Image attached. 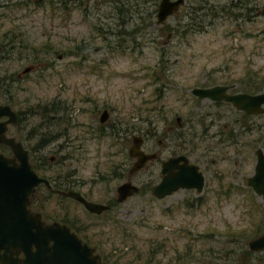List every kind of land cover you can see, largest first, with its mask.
I'll use <instances>...</instances> for the list:
<instances>
[{
  "label": "rangeland",
  "instance_id": "rangeland-1",
  "mask_svg": "<svg viewBox=\"0 0 264 264\" xmlns=\"http://www.w3.org/2000/svg\"><path fill=\"white\" fill-rule=\"evenodd\" d=\"M73 1L51 0L50 10V0H0V37L16 32L23 41V57L10 56L0 66L17 70L51 52L44 57L51 75L17 93L30 109V124L39 122L40 137L46 136L40 152L45 158L64 161L66 121L81 98L89 99L87 107L104 102L114 120L131 113L135 135L141 136L152 120L147 108L163 107L168 117L180 108L176 92L182 83L188 88L206 77L264 90V0H243L239 6L231 0H184L160 25L154 24L158 0H88L99 3L91 13L86 0ZM111 22L116 26L106 32ZM155 125L159 130L157 117ZM113 139L103 138L96 151L105 157L117 149L122 158L125 150L111 144ZM251 166L252 161L248 175ZM136 178L146 175L142 171ZM252 197L205 200L194 208L190 200L151 199L140 191L120 203L118 214L103 226L111 243L94 250L104 264H244L240 249L264 230V197Z\"/></svg>",
  "mask_w": 264,
  "mask_h": 264
},
{
  "label": "flooded vegetation",
  "instance_id": "flooded-vegetation-1",
  "mask_svg": "<svg viewBox=\"0 0 264 264\" xmlns=\"http://www.w3.org/2000/svg\"><path fill=\"white\" fill-rule=\"evenodd\" d=\"M72 1L64 0L67 3ZM86 1V10L89 13L99 4L96 1ZM231 2L236 6L245 4L243 0ZM72 6L73 3L69 5V9ZM49 7L51 10V0ZM155 14V25L165 21L157 23ZM111 24L112 28H105L106 32L116 26L115 22ZM169 36L170 33L167 32L164 44L168 43ZM22 44L18 33L2 34L0 61L10 56L15 59L22 58ZM30 51L33 52V49ZM50 54L47 50L46 55ZM46 55L43 53L33 59L35 63L29 62L17 70L6 65L0 66V156L8 160L7 166L20 164L11 146L4 140H10L25 151L30 171L41 179L28 194L26 208L31 214H37L44 225L57 223L66 227L69 233L94 249L111 243V238L102 231L103 226L107 227L110 217L118 214L120 203L140 191L151 199L174 197L181 203L190 200L194 208H199L205 200L243 201L253 198L252 196L259 197L247 185V179L253 174L256 150L259 149L264 154V112L249 113L237 109L222 97L239 93H261L264 91L263 87L251 92L246 88H238L236 80H207L206 77L188 88L182 83L180 90L176 92L180 108L170 112L169 117L163 107L147 108L152 120L146 122L141 136L135 135L136 118L131 113L125 117L116 116L114 120L109 116L110 106L101 101L98 105L87 107L85 104L89 99L81 98V105L73 106L66 121V152L62 161L51 155L45 158L40 154L46 147V136L40 137L39 122L30 124V109L25 110L22 99L17 95L29 83H44L45 78L51 75V62L44 58ZM213 86H218L214 93L218 99L201 97L192 92L195 88L206 89ZM71 107L72 104L66 106L68 109ZM259 108L264 109V103L259 104ZM37 111L44 113V109L40 107H37ZM76 114L83 115L79 122L74 119ZM155 117L160 119L159 130L155 125ZM110 136L114 138L111 144L120 145L123 152L125 150L126 155L122 158L118 157L117 149L108 151L105 157L96 151L97 145L100 149L103 138ZM135 136L140 138L139 149L150 157L139 168L132 169L136 158L128 154V149ZM88 140L95 142L87 145ZM251 161L252 172L248 175L247 166ZM142 171L146 175L145 180H137L136 175ZM176 177L189 186L171 188L167 181H174ZM162 180L166 181L167 185L164 186L169 192L158 198L153 189ZM122 184L132 185L137 191L118 200L117 189ZM66 193L76 194L85 201L105 208L98 212L89 211L80 201ZM262 233L264 230L251 238ZM248 240L242 243L244 247L240 249V262L245 264L248 257H255L253 264H264V248L249 250L246 246ZM50 245L51 240L46 243V246ZM31 251H34L33 246ZM97 255L99 256L98 253ZM99 259L102 262L100 256ZM26 262L21 241L15 244L1 241L0 264Z\"/></svg>",
  "mask_w": 264,
  "mask_h": 264
},
{
  "label": "water",
  "instance_id": "water-1",
  "mask_svg": "<svg viewBox=\"0 0 264 264\" xmlns=\"http://www.w3.org/2000/svg\"><path fill=\"white\" fill-rule=\"evenodd\" d=\"M182 3V0H159L156 10V22H162L175 11ZM218 86L206 89H193L192 92L198 96H208L218 99L214 95ZM224 100L231 102L237 109H242L249 113L264 112L259 108V104L264 103V92L256 94H234L224 95ZM7 142L13 154L20 164L7 166V159L0 156V243L7 241L9 244L16 242L23 243V252L26 257V264H102L99 256L93 253V249L69 233L66 227L57 223L44 225L37 214H31L27 208V196L32 187L41 179L35 177L30 171L26 162V153L17 144L10 140ZM139 136L132 138V144L128 149V154L136 158L132 169L139 168L150 155L143 153L139 149ZM23 174V178H22ZM166 181L162 180L154 187L153 193L158 197H163L169 192L165 189ZM167 184L171 188L188 187L180 178L169 180ZM166 184V185H167ZM247 185L257 196H264V154L261 150H256V160L253 174L247 179ZM118 200L131 195L137 191L132 185L122 184L117 189ZM80 201L84 208L92 212H98L105 208L100 204L91 203L80 198L76 194L66 193ZM51 240V245L46 246L47 241ZM31 246L34 251H31ZM249 250L257 251L264 248V233L259 234L246 243Z\"/></svg>",
  "mask_w": 264,
  "mask_h": 264
},
{
  "label": "trees",
  "instance_id": "trees-1",
  "mask_svg": "<svg viewBox=\"0 0 264 264\" xmlns=\"http://www.w3.org/2000/svg\"><path fill=\"white\" fill-rule=\"evenodd\" d=\"M251 85L248 86V88L250 87ZM261 88V87H260ZM260 88H257L256 90H249L247 89L248 91H257V90H260Z\"/></svg>",
  "mask_w": 264,
  "mask_h": 264
}]
</instances>
